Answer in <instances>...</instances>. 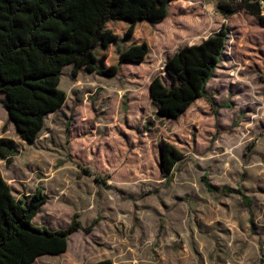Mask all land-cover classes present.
<instances>
[{
    "label": "rangeland",
    "instance_id": "rangeland-1",
    "mask_svg": "<svg viewBox=\"0 0 264 264\" xmlns=\"http://www.w3.org/2000/svg\"><path fill=\"white\" fill-rule=\"evenodd\" d=\"M217 1L175 0L163 21L106 36L108 72L65 65L66 101L32 143L0 92V137L19 148L11 164L0 159L13 194L42 188L36 225L62 229L77 213L83 226L65 252L35 264H264V20L244 9L225 16ZM223 25L227 44L205 96L163 114L153 84H181L167 62ZM162 140L182 154L168 176ZM223 187H241L251 205Z\"/></svg>",
    "mask_w": 264,
    "mask_h": 264
},
{
    "label": "trees",
    "instance_id": "trees-1",
    "mask_svg": "<svg viewBox=\"0 0 264 264\" xmlns=\"http://www.w3.org/2000/svg\"><path fill=\"white\" fill-rule=\"evenodd\" d=\"M173 1L0 0V92L6 96L1 102L19 136L35 141L46 116L64 105L67 94L59 84L65 65L72 64L74 74L82 68L98 74L110 71L99 55L105 48L104 38L116 37V30L131 33L140 24L163 21ZM260 1L218 0L216 5L225 16L244 9L264 20ZM228 33L223 25L200 44L182 47L167 62L169 73L181 84L171 89L153 84L152 94L163 114L175 116L192 100L205 96L207 84L222 60ZM159 148L161 172L168 176L182 154L164 140ZM18 154L14 139L0 137V159L11 164ZM202 180L214 190L206 174ZM222 191L238 193L251 205V198L241 187H223ZM46 201L40 186L32 194L15 196L0 170V264H34L40 255L67 250L69 236L83 228L78 214L74 213L62 229L36 225L34 218ZM94 223L85 231H90ZM110 263L103 260L95 264Z\"/></svg>",
    "mask_w": 264,
    "mask_h": 264
},
{
    "label": "crops",
    "instance_id": "crops-1",
    "mask_svg": "<svg viewBox=\"0 0 264 264\" xmlns=\"http://www.w3.org/2000/svg\"><path fill=\"white\" fill-rule=\"evenodd\" d=\"M3 100H4V99H1V101H3ZM53 113H54V112H53ZM32 142H33V141H32ZM32 142H31V143H32ZM3 176H4V175H3ZM4 178H5V177H4ZM11 187H12V186H11ZM46 202H47V201H46ZM43 205H44V204H43ZM43 205L41 206V209H42ZM44 255H46V254H44ZM49 255H51V254H49ZM40 256H42V255H40ZM38 258H39V257H37V259H38ZM37 259H36V260H37ZM36 260H35V262H36ZM35 262H34V264H35Z\"/></svg>",
    "mask_w": 264,
    "mask_h": 264
},
{
    "label": "built area",
    "instance_id": "built-area-1",
    "mask_svg": "<svg viewBox=\"0 0 264 264\" xmlns=\"http://www.w3.org/2000/svg\"><path fill=\"white\" fill-rule=\"evenodd\" d=\"M260 3H261L262 9H263V14H264V0H261Z\"/></svg>",
    "mask_w": 264,
    "mask_h": 264
},
{
    "label": "water",
    "instance_id": "water-1",
    "mask_svg": "<svg viewBox=\"0 0 264 264\" xmlns=\"http://www.w3.org/2000/svg\"><path fill=\"white\" fill-rule=\"evenodd\" d=\"M28 142H30V141H28Z\"/></svg>",
    "mask_w": 264,
    "mask_h": 264
}]
</instances>
